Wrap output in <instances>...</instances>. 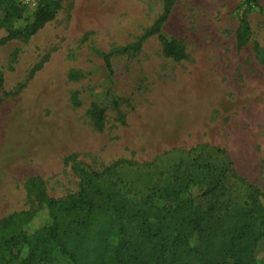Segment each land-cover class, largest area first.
<instances>
[{"label":"rangeland","instance_id":"rangeland-1","mask_svg":"<svg viewBox=\"0 0 264 264\" xmlns=\"http://www.w3.org/2000/svg\"><path fill=\"white\" fill-rule=\"evenodd\" d=\"M17 1L22 14L0 28V37L8 26L29 24L42 2ZM54 1L52 19L35 34L0 45V218L37 207L28 178L39 177L54 198L77 192L82 179L73 162L89 172L124 162L109 181L133 204L176 175L210 178L197 170L208 164L223 173L214 198L222 212L245 201L246 187L231 173L264 195V65L256 56L257 48L264 51L263 12L246 0H174L161 31L186 58L165 56L154 34L140 50L112 56L109 72L103 53L136 41L162 13L163 0ZM243 14L250 33L239 48ZM91 103L104 111L101 125L87 114ZM204 189L194 185L197 203L209 199ZM39 216L36 225L45 222ZM135 231L129 223L139 246ZM263 250L264 238L256 260ZM54 263L72 264L59 253Z\"/></svg>","mask_w":264,"mask_h":264},{"label":"trees","instance_id":"trees-1","mask_svg":"<svg viewBox=\"0 0 264 264\" xmlns=\"http://www.w3.org/2000/svg\"><path fill=\"white\" fill-rule=\"evenodd\" d=\"M163 2L162 13L136 41L103 53L109 72H112V56L140 50L143 41L154 34L165 56L175 61L186 58L177 40L161 31L174 0ZM246 2L248 7L264 13L259 0ZM3 3L6 6L0 28L22 14L17 0H0ZM55 4L54 0H42L33 20L23 29L6 27L0 45L35 34L52 19ZM247 22L243 14L236 31L239 48L248 42ZM256 56L264 65V51L257 48ZM76 76V72H70L68 77ZM2 77L0 72V88ZM71 100L75 105L80 104L76 92ZM87 114L96 125L102 124L104 111L96 103L89 105ZM123 163H113L101 172H89L73 162L82 184L77 192L63 198L49 196L39 177L28 178L25 186L33 193L37 207L0 218V264H55V253L68 257L72 264H264V250L260 260L254 255L264 238L261 190L231 173L234 180L245 185V201L222 212L214 198L223 189V173L215 174L216 169L208 164L207 170L202 166L197 170L210 178L203 175L199 178L191 171L176 175L168 184L151 189L141 204H133L122 198L120 189L109 181ZM196 184L203 185L201 194L209 196L203 204L195 201ZM155 199L163 201V205H155ZM40 212L45 222L36 225ZM129 223L136 228V236L142 242L139 246L128 233Z\"/></svg>","mask_w":264,"mask_h":264},{"label":"built area","instance_id":"built-area-1","mask_svg":"<svg viewBox=\"0 0 264 264\" xmlns=\"http://www.w3.org/2000/svg\"><path fill=\"white\" fill-rule=\"evenodd\" d=\"M20 1L26 3V2H34L35 0H20Z\"/></svg>","mask_w":264,"mask_h":264}]
</instances>
